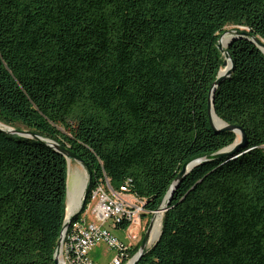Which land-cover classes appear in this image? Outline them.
<instances>
[{"label": "trees", "instance_id": "16d2710c", "mask_svg": "<svg viewBox=\"0 0 264 264\" xmlns=\"http://www.w3.org/2000/svg\"><path fill=\"white\" fill-rule=\"evenodd\" d=\"M234 26L233 71L215 86ZM264 0H0V264H55L68 161L51 140L159 209L193 167L136 264H264ZM90 194L87 199L89 201ZM84 209L86 208V205ZM79 215L71 219V223ZM127 222L120 225L126 229ZM139 243L130 249L131 256Z\"/></svg>", "mask_w": 264, "mask_h": 264}, {"label": "built area", "instance_id": "2783aa9c", "mask_svg": "<svg viewBox=\"0 0 264 264\" xmlns=\"http://www.w3.org/2000/svg\"><path fill=\"white\" fill-rule=\"evenodd\" d=\"M144 205V199L128 192L125 186L116 191L107 176L102 178L90 191L86 208L80 211L78 218L70 223L64 234L60 263L101 264L92 260L90 252L97 245L105 243L116 249V254L106 264H128L133 257L130 253L133 245L119 241L113 235L112 228H119L128 222L130 226L126 229L131 233L132 226L141 222V215L145 213Z\"/></svg>", "mask_w": 264, "mask_h": 264}, {"label": "water", "instance_id": "95a60500", "mask_svg": "<svg viewBox=\"0 0 264 264\" xmlns=\"http://www.w3.org/2000/svg\"><path fill=\"white\" fill-rule=\"evenodd\" d=\"M232 32H233L232 37L234 34L239 35V36H243L245 34V32H243V31H232ZM226 33H227V31L224 32L222 34V36H224ZM222 36H221V38H222ZM221 38L219 39L218 47L223 52V54L225 56L223 65H224V67L228 66V68L225 71H222V69L220 70L218 79L215 82V86L218 85L224 77L228 76L233 71V60H232V57H231L227 48L233 41H235V38L230 40V42L226 48L222 45ZM254 41L264 51V42L261 41L259 38H255ZM212 110L215 111L213 94H211L210 99H209V103H208V111H209V117H210L211 125L216 129L231 130V131H234L236 133L239 132L240 137H238L237 140L233 144L219 150L216 153L210 154L206 157H200V158H197V159H194V160H191V161L185 163L183 165L181 172L178 174L173 185L171 186L168 194L166 195L165 199L163 200L162 204L160 205L159 209L154 211L153 214H156L158 211H162L163 213H165V211H167V209H168L167 200H170L171 193L177 187L178 183L180 181H182V179L185 177V175L188 174L193 167H195L196 165H198L200 162H202L204 160L214 159V158H222V157H227V156H234L237 153H239V150L241 148L246 146L247 136H246V133H245V130L243 129V127H241L239 125L228 124L227 122H225L222 118H220L216 114L218 117V124H217L213 119ZM215 113H216V111H215ZM0 130L8 132V133L19 134V135H23V136H31V137L43 139L40 136L36 135L35 133H32L31 131L26 130V129L19 130V129H16V128L11 127V126L10 127H6V126L4 127V126L0 125ZM47 142L49 144H51L52 146L56 147L59 151H61L67 157L68 163H69L70 159H75V160L79 161L81 164H83V166L86 168V172H87V180L85 183V188H84L82 200L80 203V208H79V210H77L71 214L68 211L69 189L67 192V215L65 218V223L63 226L62 233H61L60 238H59L58 243H57V247H56V251H55V257H54L55 264H61L60 263V261H61L60 253H61V249H62V242H63L64 234H65L67 228L69 227V225L71 223V219L73 217H76L80 213V211L84 208L85 204L87 203L88 196L90 194V191L93 188V181H92L93 172H92L91 168L89 167V165L81 158V156L77 155L72 150H70L66 147H63V146H61V145H59V144H57L51 140H47ZM153 220H154V215L151 219V222L149 224V227H148L146 233L144 234V237H143L142 242L140 244L139 250L135 253L132 260L128 264H136L138 262V260L143 256L144 252L148 248L151 247L148 245L150 242V235H151V231H152V227H153ZM161 233H162V231H161ZM161 233H160L159 237L157 238V240L160 238ZM155 242H154V244H155Z\"/></svg>", "mask_w": 264, "mask_h": 264}, {"label": "rangeland", "instance_id": "374dc122", "mask_svg": "<svg viewBox=\"0 0 264 264\" xmlns=\"http://www.w3.org/2000/svg\"><path fill=\"white\" fill-rule=\"evenodd\" d=\"M232 31H236L234 26H228L227 27V33L225 35H228L230 39L232 38ZM242 31V30H239ZM227 47V46H226ZM225 47V48H226ZM6 127H10L7 124H4ZM87 180V172L86 168L81 164L79 161L75 159H70L68 163V189H73L74 182L77 185V188H80L84 183H86ZM162 212V211H158ZM157 212V213H158ZM156 213V214H157ZM152 214L147 218H144L141 215V222L139 225H134L131 228V233H128V229H124L122 227L119 228H112V233L114 236L118 238L119 241H122L126 244L136 246L139 243L142 242V239L144 237V234L146 233L149 224L151 222V219L154 215ZM162 215L164 216V213L162 212ZM154 221V220H153ZM163 223V222H162ZM110 225V222L107 223V226ZM155 241L149 242L148 246H152ZM116 254V249L109 247L105 243H102L100 245H97L93 248V250L90 252V257L92 260L99 262L101 264H106L109 261L112 260L114 255ZM134 256V255H133ZM131 258V257H130ZM133 258V257H132Z\"/></svg>", "mask_w": 264, "mask_h": 264}, {"label": "bare ground", "instance_id": "6f19581e", "mask_svg": "<svg viewBox=\"0 0 264 264\" xmlns=\"http://www.w3.org/2000/svg\"><path fill=\"white\" fill-rule=\"evenodd\" d=\"M230 40L231 39L228 35H224L221 38V43L224 47H226L229 44ZM227 68L228 66L223 67L222 71H225ZM212 116H213L214 121L218 124V117L214 110H212ZM0 125L4 126L3 123L1 122H0ZM237 134H238V137H240L239 132ZM76 184L74 182L73 189L69 190L68 211L70 214L73 213L80 206L83 191L85 188V183L80 188H77ZM162 220H163L162 212H158L156 216L154 217L153 227H152V231L150 235V242L156 241L157 238L159 237L161 233V229H162Z\"/></svg>", "mask_w": 264, "mask_h": 264}, {"label": "crops", "instance_id": "0c3cea01", "mask_svg": "<svg viewBox=\"0 0 264 264\" xmlns=\"http://www.w3.org/2000/svg\"><path fill=\"white\" fill-rule=\"evenodd\" d=\"M110 262V261H109ZM99 263V262H98Z\"/></svg>", "mask_w": 264, "mask_h": 264}]
</instances>
